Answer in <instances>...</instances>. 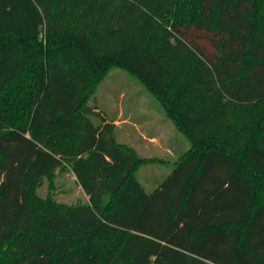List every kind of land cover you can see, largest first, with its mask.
Instances as JSON below:
<instances>
[{
  "label": "trees",
  "instance_id": "obj_1",
  "mask_svg": "<svg viewBox=\"0 0 264 264\" xmlns=\"http://www.w3.org/2000/svg\"><path fill=\"white\" fill-rule=\"evenodd\" d=\"M112 66L191 143L151 192L86 101ZM62 166L85 203L36 194ZM263 192L264 0H0V264H264Z\"/></svg>",
  "mask_w": 264,
  "mask_h": 264
},
{
  "label": "rangeland",
  "instance_id": "obj_2",
  "mask_svg": "<svg viewBox=\"0 0 264 264\" xmlns=\"http://www.w3.org/2000/svg\"><path fill=\"white\" fill-rule=\"evenodd\" d=\"M86 93L87 104L115 124L116 141L141 160L134 174L147 192L190 150V140L167 116L160 100L126 69L110 67L100 81L89 84ZM36 194L64 205L87 201L67 166L43 178Z\"/></svg>",
  "mask_w": 264,
  "mask_h": 264
}]
</instances>
